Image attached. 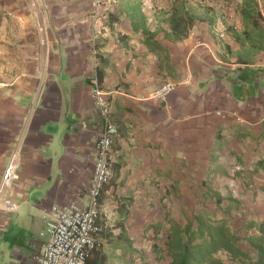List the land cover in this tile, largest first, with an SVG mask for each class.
Instances as JSON below:
<instances>
[{
	"label": "crops",
	"instance_id": "1",
	"mask_svg": "<svg viewBox=\"0 0 264 264\" xmlns=\"http://www.w3.org/2000/svg\"><path fill=\"white\" fill-rule=\"evenodd\" d=\"M104 1L99 32L89 0H0V179L18 164L0 195V264H35L50 207L85 204L95 79L117 131L85 264H168L170 221L201 206L240 239L264 220V0ZM164 81L176 86L160 100Z\"/></svg>",
	"mask_w": 264,
	"mask_h": 264
},
{
	"label": "built area",
	"instance_id": "2",
	"mask_svg": "<svg viewBox=\"0 0 264 264\" xmlns=\"http://www.w3.org/2000/svg\"><path fill=\"white\" fill-rule=\"evenodd\" d=\"M260 1L255 0L258 5ZM89 3L93 25L98 26L99 32H104L107 29L106 2L89 0ZM215 5L218 8L223 7L221 2ZM260 21L264 28L262 11H260ZM220 36H223V33H220ZM175 86L173 82L164 81L153 90L152 96L166 100ZM92 94L103 126L95 142L94 166L87 183L85 204H54L50 207L45 217L49 239L41 253L35 257V264H85L91 251L99 245L100 228L97 220L100 197L112 177V141L117 130L110 120L108 93L100 88L96 79L93 80ZM237 119L241 120L238 117ZM17 167V156L13 153L0 179V195L4 194L13 180L17 179ZM3 203L8 209L15 207V204L8 199ZM40 234L42 235L43 232Z\"/></svg>",
	"mask_w": 264,
	"mask_h": 264
},
{
	"label": "trees",
	"instance_id": "3",
	"mask_svg": "<svg viewBox=\"0 0 264 264\" xmlns=\"http://www.w3.org/2000/svg\"><path fill=\"white\" fill-rule=\"evenodd\" d=\"M252 3L253 0H245L247 7ZM243 14L249 19L255 20L257 17V13L250 10ZM185 19L181 7L176 6L170 21L173 29L182 36L186 33ZM216 205H219L218 199ZM253 226L257 233H247L240 239L227 220L216 219L203 206L194 208L183 213L181 219L170 221L165 241L167 254L171 257L168 264H227L224 260L240 264H264V220ZM241 240L254 253L247 252L240 245ZM217 253H222L225 258Z\"/></svg>",
	"mask_w": 264,
	"mask_h": 264
}]
</instances>
